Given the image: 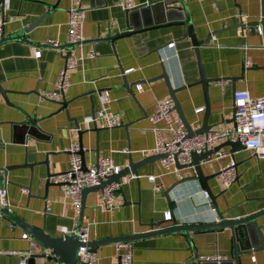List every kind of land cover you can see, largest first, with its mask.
I'll use <instances>...</instances> for the list:
<instances>
[{"label": "crops", "instance_id": "obj_1", "mask_svg": "<svg viewBox=\"0 0 264 264\" xmlns=\"http://www.w3.org/2000/svg\"><path fill=\"white\" fill-rule=\"evenodd\" d=\"M117 1L82 0L86 11L83 50L92 49L95 56L71 72L64 98L57 101L40 99L53 91L64 62L61 50L46 43L52 40L59 47L67 45L69 0H0V17L5 21L3 37L22 32V40L0 44V85L7 91V101L0 95V168L40 163L48 156L50 172L65 173L69 169L70 145L79 142L88 150L84 154L87 167L97 161V155L112 159L123 169L129 158L135 163L153 155L156 137L149 117L158 102L170 99L164 81H153L163 71L173 89L186 87L177 98L193 129L200 127L204 110H196L204 109L205 101L198 84L195 48L186 36L188 25L176 21L133 30ZM153 1L157 0L131 3L137 7ZM184 1L196 40L207 41L198 51L206 77L213 80L208 84V125L213 126L211 131L222 130L232 126L228 122L233 116L235 91L264 96V26L260 24L264 0ZM35 23L37 26L29 32L24 31ZM250 23H256L255 30L247 26ZM240 24L246 26L243 31ZM108 37L115 38L103 40ZM171 43L174 45L167 47ZM35 51H40L39 58L34 57ZM136 85H141V90ZM61 102L65 103L64 109ZM101 109L119 115L122 126L106 129L100 122L94 123V114ZM170 119L174 126L180 120L175 111ZM18 124L33 127L32 134L25 135L16 128ZM165 126L158 124L161 129ZM221 150L230 153V147ZM230 159L235 162L236 181L227 189L219 177L208 182L216 207L205 197L199 181L180 182L192 176L190 169L166 172L158 161L140 167L137 176L120 180L122 187L115 194L111 212L102 209L100 191L88 193L82 226L89 225V242L155 230L166 212L178 225H207L261 211L264 159L252 151L241 149L233 158L216 159L213 155L210 164L201 165L204 174L219 173ZM148 177L155 180L150 182ZM45 182V166L35 165L32 171H9L6 183L0 178V189L6 191L9 212L31 227L50 237L70 235L77 226L79 212L61 187L52 185L45 192ZM168 189L175 204L172 211L164 196ZM257 226L264 240V216L257 220ZM22 235L27 233L9 217L0 218V264H19L21 254L42 252L36 241L28 235L22 239ZM132 246L133 264H186L197 256L214 255L233 259L228 229L139 239ZM93 252L95 264H120L115 244L102 245ZM36 263L57 264L54 258ZM239 264H264V251L240 256Z\"/></svg>", "mask_w": 264, "mask_h": 264}, {"label": "built area", "instance_id": "obj_2", "mask_svg": "<svg viewBox=\"0 0 264 264\" xmlns=\"http://www.w3.org/2000/svg\"><path fill=\"white\" fill-rule=\"evenodd\" d=\"M200 1V0H196ZM117 6L123 11H129L133 7L131 0H118ZM67 35L66 44L71 45L70 49L61 50L64 62L60 68L53 91L41 97V100H60L64 98V94L69 87V79L72 71L76 70L86 59L95 56L94 50H83L84 38V21L85 9L82 6V0H69L67 8ZM246 22H244L245 24ZM5 21L0 17V39L3 37V27ZM112 25V23H111ZM261 34V29L258 28ZM47 46L54 48L59 47L58 43L52 40L47 41ZM171 43L167 47H172ZM67 56V57H66ZM34 57H40V51L34 52ZM248 65V63H247ZM130 72L125 71L124 73ZM222 83V82H221ZM136 89L141 90V85H136ZM105 99L108 93H103ZM233 108L235 125L226 127L222 130H213L192 137L188 136L180 120L176 121L174 126L170 116L174 112V103L171 99L158 102L153 113L149 117L152 124V132L156 137L154 148L151 150L153 155H163L164 158L158 162L161 168L169 172L176 170V164L181 166L190 165L192 162V154L201 155L214 145L224 142H239L240 145L252 151L257 157L264 159V96L252 97L246 90H238L233 93ZM204 109L196 110L201 113ZM93 122H100L106 129H114L122 126V119L119 115L107 110L101 109L94 114ZM159 123H165L164 128H158ZM168 136V138H164ZM87 148L81 147L77 143L70 145L68 150L70 161L69 169L53 179L55 184L62 183L61 188L69 198L70 204L76 212L80 211L81 194L84 189L98 187L105 183L100 190L102 198V209L111 212L114 210L115 194L120 191L122 183L120 181L108 182L114 175L122 171V167L116 165L112 159L108 157L98 158L97 161L88 166L86 171L82 170L81 153L85 154ZM216 159H223L229 156L225 151H218ZM188 169L192 170V167ZM218 177L225 189L229 188L237 178L235 162L230 159L220 169ZM150 182L155 177H148ZM205 197L209 199L205 192ZM0 208L8 209L6 202V191L0 189ZM9 210V209H8ZM214 212V208H211ZM4 215L0 213V218ZM164 221H170L171 217L168 212L164 214ZM83 244L77 250L78 264H95L96 256L93 250L86 245L89 240V225L81 226L79 231L75 229L71 232ZM22 239H27V235H22ZM118 252H120V264H133V246L130 242L115 244ZM29 253L21 254L19 264H26ZM200 262H226V258L220 255L214 256H197Z\"/></svg>", "mask_w": 264, "mask_h": 264}, {"label": "water", "instance_id": "obj_3", "mask_svg": "<svg viewBox=\"0 0 264 264\" xmlns=\"http://www.w3.org/2000/svg\"><path fill=\"white\" fill-rule=\"evenodd\" d=\"M177 3H180L179 7L176 6ZM125 13L128 18V21H127L128 27H131L133 30H137L142 27L151 26L153 24L158 25V24H165L167 22L173 23L176 21L185 22L188 25L186 36L191 39L192 45L195 48V55L197 58L199 77H200L198 84L202 86L204 101H205L204 114L200 122V127L195 130L193 129L192 124L186 119L183 113L181 104L177 98V94L185 90L186 87H178V88L173 89L164 71L161 76L153 79V81L155 80L164 81L167 87L168 93H169V98L174 103V111L177 113L189 137L209 132L213 126L208 125V115L210 111L209 99H208V84L212 82L213 80L208 79L206 77L203 67H202L201 59L199 56V51H198L199 47L203 43H207V41H204L201 43L196 40L195 35L192 30V26L190 24V18L186 10L185 1L184 0H157V1L150 2L148 4L134 7L129 11H125ZM37 24L38 23H35L29 26L24 31L29 32L31 29L37 26ZM260 24L264 26V15H262ZM247 26H253L255 30L256 23H250V24H247ZM239 27L243 31V29L246 26L240 24ZM128 33L129 32H125L123 34H128ZM114 38L115 37H108L103 40L112 41ZM14 40H22V32H19L17 35H14V36L2 37L0 39V44L7 42V41H14ZM210 40H212V35H210ZM71 47H72L71 45H65V46L57 47V48L60 50H66V49H70ZM6 94H7V91H5L0 85V95L4 98L5 101H7ZM59 104L61 105L62 109L65 108L64 102H61ZM234 113H235V110L233 109V116L231 120L228 122L233 127L235 125ZM16 128L22 130L23 132H25V135H28V136L32 134V130H33V127L26 125V124H18L16 125ZM79 145L82 147L81 142H79ZM225 147H230L229 154L231 158H233V154L236 151L244 149L240 145L239 142H224L221 145L213 149L206 150L201 155L192 154V162L190 165L181 166V165L176 164L177 169H188L189 167H192V170H191L192 176L187 177L183 179V181H180V182L182 183L184 181H191V180L199 181L202 184L203 188L205 189L208 197L210 198L212 205H214L215 207H216L215 196L212 194L211 189L208 185V182L218 177L219 173L206 176L204 174L203 167L201 165L210 164L212 162V156ZM80 155H81L82 170L86 171L87 166L84 161V154L81 153ZM47 157L48 156H45V160L40 163H35V164L24 163L21 166L0 168V178H2L4 183H6L7 173L9 171L22 169V168H27L32 171L35 165H43L45 166V171H46L45 192L47 191V188L52 185L61 187L63 185L62 183L55 184L54 182H51V180H53L57 176L64 174V173L57 174V175L52 174L50 172L49 160ZM164 157L165 156L163 155H151L135 163L133 162L132 158H129L128 166L122 169V171L119 174L114 175L108 182L120 181L123 177L130 176V175L137 176L138 174L137 172L140 167L148 163H151V162L159 161L160 159ZM97 158H99L98 155H97ZM104 185L105 183L98 187L87 188L82 191L81 207L79 211L77 226L75 228L76 231H79V229L82 226L83 212L85 209V196L88 193L100 191ZM170 190L171 189H168L164 193V196L166 197V200L169 204L168 205L169 209L171 210V207L175 206V204L169 198L168 194ZM0 213L6 217H9L13 223H16L25 233H27V235L31 239L36 241L37 244L41 247L42 249L41 253L39 254L30 253V255L26 259V264H37L36 263L37 260L46 259L48 261L49 259L51 260L52 258L55 259L57 264H78L77 250L79 249V247L83 246V244L78 240V238L75 235L70 234V235H63L61 237H50L46 235L42 230L33 228L29 224L25 223L19 217L9 212L8 209L0 208ZM263 216H264V209L256 213H253L251 215H248V216H243L237 219H229V220L220 219L218 222H214V223L207 224V225H193V224L178 225L175 219L172 218L170 221H163L162 223L156 224L155 230L151 229L145 233H141L138 235L107 238V239H103L99 241L88 242L86 246L94 251L97 247H100L102 245L117 244V243H123V242L132 243L133 241H136L139 239L153 238V237H158L162 235H169V234H175V233L188 234L189 232H219L220 230L228 229L231 235L232 245H233V251H232L233 259L232 260L216 263V262H200L199 260H197V258H195L194 260H191L186 264H239L240 256L249 254L256 250L264 251V240L257 226V220ZM162 224H171V225L161 227Z\"/></svg>", "mask_w": 264, "mask_h": 264}]
</instances>
